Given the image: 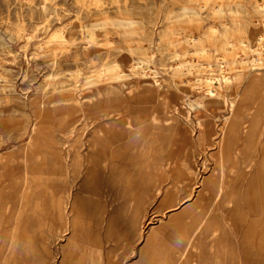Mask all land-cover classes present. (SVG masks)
<instances>
[{
  "label": "rangeland",
  "instance_id": "rangeland-1",
  "mask_svg": "<svg viewBox=\"0 0 264 264\" xmlns=\"http://www.w3.org/2000/svg\"><path fill=\"white\" fill-rule=\"evenodd\" d=\"M129 1L143 4L146 12L137 16L146 24L156 23L151 37L143 31L124 37L122 28L110 19L97 21L93 33L91 26L104 17L98 9L110 7L111 0H0V198L9 196L11 209L0 227V240L8 234L0 264H77L79 248L95 247L97 234L100 257L95 256L93 264H150L153 246L160 249L175 237L186 242L183 234L188 229L183 227L210 210L200 254L191 252L176 264H211V248L219 264H264L258 165L263 154L260 150L254 159L243 155L252 161L243 163L242 158L234 159L231 150L235 144L246 147L252 123L264 119L262 88L246 84L259 73L264 82V60L255 66L251 52L237 56L224 27L232 22L231 10L237 9L238 21L246 28L230 39L235 48L242 46L245 36L264 37V0H218L219 6L217 0ZM185 5L188 10L182 17L191 14L200 19L179 20ZM170 9L174 12L168 23L165 16ZM167 23L178 33L174 45L159 38ZM213 27L218 34L214 40L207 38L208 54L195 52L187 41L189 35L203 37ZM138 46L145 55L130 53ZM143 56L153 59L143 64L136 59ZM137 63L150 69L144 73L132 68ZM223 64L242 71L245 79L230 72L231 80L216 86L213 96L196 87L204 73L201 67L219 74ZM195 101H205L206 106H188ZM232 101L235 106L229 110ZM115 124L124 127L122 132H143L139 171L150 179L153 191L144 178H134V200L150 193L138 239L130 229L131 207L119 214L113 225L116 234L107 238L110 217L123 202L132 166L117 163L112 172L109 161L100 179L103 195L81 188L90 166V134L103 128L109 131H104L106 137L112 133L118 138L119 130L110 129ZM222 142L227 145L223 156ZM60 153L68 157L70 168L79 171L76 176L65 179L57 172ZM75 155L80 159L73 165ZM102 158L100 154L98 159ZM222 170L230 184L240 185L236 207L225 213L215 204L213 192L202 190V181L218 179ZM30 177L40 187L28 189ZM54 200L64 207L63 222L55 218ZM235 215L242 221L232 225L230 217ZM215 231L220 239L213 237Z\"/></svg>",
  "mask_w": 264,
  "mask_h": 264
},
{
  "label": "bare ground",
  "instance_id": "bare-ground-1",
  "mask_svg": "<svg viewBox=\"0 0 264 264\" xmlns=\"http://www.w3.org/2000/svg\"><path fill=\"white\" fill-rule=\"evenodd\" d=\"M83 2H81V4ZM99 2H97V3H99ZM215 4H218V6H219V1L218 0L215 1ZM85 5H86V3H85ZM83 8H84V5H83ZM214 8H215V6L212 9H214ZM87 9H90V8H87ZM143 9H144L143 4L139 3L137 1L130 2L129 0H111V6L110 7H107V8L102 7L100 9H98L97 12L99 14L104 15V17L99 19V20H96L95 23L91 26V28L93 29V33L95 32L94 30H96L95 28L99 25L97 23V21L103 22L106 20L108 21V19H110L115 23V25L122 28L121 33L123 34L124 37H129V35L131 33H134V31L135 32L136 31L146 32L151 37L152 34H154L153 31H154V26L156 23H154L152 21L149 24H146L142 19H140L137 16V15L143 14V12H144ZM180 9L183 11V13L178 15L180 17L179 20H182L183 18H185V19H183L182 21H193L195 18H196L195 20L200 19V15L194 17L191 14H189V15L187 14L188 15L187 17H184V16L182 17L183 14H186V11L188 9L186 8V5L182 6ZM173 12H174V9L173 10L170 9L166 13L165 20H167L168 23L170 20V15ZM88 15H89V13H88ZM143 16H144V14H143ZM231 16H232V22H226L224 24L225 33L227 35L226 37L228 38L227 39L228 45H230V47H232V49H237V56H242V54H246L248 52L249 53L251 52L253 55L252 59H251L253 62V65H255V66L258 65L259 61L262 62V60H264L262 57V55H264V37H263V35H259L256 38V40H251L250 37L245 36L244 39L242 40V46H237L238 44L236 43L237 48H235L233 41H231V40H233L234 33L237 31H241L242 29H245L246 26L239 23V21H238V18L241 16L240 11H238L237 9H232L231 10ZM146 18H148V17L146 16ZM108 22H110V21H108ZM168 23L159 32V38H160V41L164 40L167 44L174 45L175 44L174 36H176L178 33H177V30L171 28V26L168 25ZM138 24L142 25L141 29H136V25H138ZM128 27H130V28H128ZM131 27H133V28H131ZM103 29H102V31H103ZM62 32H63L62 30L59 31L56 35H54V37L60 36ZM217 32H218L217 28L213 27L211 34L210 33L206 34L203 37H200V36L197 37V36H193L192 34L191 35L188 34L189 37L187 36L188 37L187 41H188L189 45H191L194 48L195 52L202 53V54H205V53L208 54V48L206 46L207 38H212L214 40L215 35L218 34ZM211 35H213L214 37ZM96 36H99V35H96ZM142 36H143V34H142ZM94 37H95V34H94L93 38ZM91 40H94V39H91ZM152 40H153V38H152ZM179 40H180V38H179ZM94 41H96V40H94ZM144 43H145V41H144ZM101 44H103V43H101ZM139 46L137 48L130 49V51H131L130 53L134 54V56H135V53L145 55L146 53H145L144 48L139 47ZM119 49L121 51V48H119ZM151 58H152V56H143V57H139L136 59H139V62L144 64V63H149L151 61ZM244 62H246V61H243L242 63H244ZM135 64L131 65L132 68H135V67L136 68H142L144 73H146L147 68H149V67H146L142 64H141L142 66H140V65H138L139 63H137V66H135ZM180 68H182L181 65H180ZM183 69H184V67H183ZM185 69L187 70V72L192 71L188 68H185ZM201 70H203L204 73L202 74V76L198 77V79L196 81L197 82L196 87H198L201 90L203 89L210 96H213L215 94L216 86H219L223 81L227 82L228 80H231L230 72H234V75L236 76L235 78L245 79V75H244V73H242V71L236 70V69L234 70V69L230 68L228 64L222 65V69H221L219 74L209 73L211 71L207 72L206 66L201 67ZM212 71H213V69H212ZM116 75H118V74H116ZM122 75H124V74L122 73L120 75V78L123 77ZM147 75H149V74H147ZM260 76H261L260 73L257 74L256 78L249 79L248 82H246V84H247L248 88L259 85L262 88L261 91L263 92V95H264V82ZM123 78L125 79L126 77H123ZM258 78H259V80H258ZM263 98H264V96H263ZM163 99H164L163 101H167L168 96H166V94H165L163 96ZM188 106L189 107H195V108L196 107L198 108L200 106L204 107V106H206V102L205 101L189 102ZM228 106H229V110H233V108L235 106L234 102L232 101L231 104ZM262 106L264 108V103ZM153 119H156V118L153 117ZM226 119L228 120L229 116H226ZM126 124L132 126L128 122ZM197 124L199 127H201L203 125L200 122H197ZM111 126H112V128H110V129L114 130V132L119 130L118 132L120 133V136L118 138L116 136L112 135V133L109 134L110 138L108 136L106 137L103 133L105 130L106 131H108V130L103 129V128L96 129L95 131H93L90 134L89 143L91 144V149L89 147V150H91V151L88 150L89 156L87 157V163L90 164V166L87 170L86 177L84 179L83 184L81 185V188L83 190H85L86 193H92L95 196L103 195L104 188L102 186L100 179H101V174H103L102 172L106 169L107 164H109L108 162L110 161L109 165H110L112 172L114 171V168L116 167L117 163H120V164L125 165V166H132L131 171L128 173V176L126 178L125 187L123 188V193H122L123 202L118 209H115L112 212V215L110 217L109 222L111 224L109 225V231L107 232V238H111V237L115 236L114 234H116V233H115V231H113V227H114L113 225H114V222L117 221L119 214L128 210L127 208L131 207L130 210L132 212V216H131V221H130L131 222L130 223V229L133 233V237L135 239L136 238L138 239L139 236L141 235V232L143 229V227L141 225V220L143 219V216H144L146 199H147V197H150V193L142 194L139 198L134 200L131 197V193L133 191L132 190V182H133L134 178H136V176H140V177L144 178L145 182L149 186V191H153V187L150 183V179L141 176L140 171H139L140 166L142 165V162H143V161H139V159H138L140 151L143 148V143L141 142L142 138H143V135H142L143 132H141V131L132 132L129 130H127V132H125V131L122 132V130L124 128L122 125L115 124V125H111ZM248 139H249V143L246 145V147H241V146H238L237 144H235L231 150H232V154L234 156V159L238 160L239 158H242L244 160L243 163L252 162V161H247L246 160L247 158L245 156H250L251 159H254L257 156V154L260 153V150L263 154L262 160L259 159L260 163L258 162L259 163L258 165H259V178H260V182H261V192H260L261 200H260L259 206H260V209L262 211L261 218H264V119L262 121L259 118L254 120V122L252 123V125L249 129ZM260 146H261V148H260ZM226 147H227V145L222 142L220 145V152H221L222 156L227 151ZM100 154L103 155V158L101 160L98 159V157L100 158ZM243 155H245V156H243ZM67 156H68V154H67ZM84 157H85V155H84ZM67 158L68 157H66L60 153L58 155V158H57V161L55 164L57 172L60 173L62 175V177H64L65 179L70 177V174H72L73 176H76L79 173V171L77 173V170L69 167V163H68ZM73 159H74L73 165H76V163L80 159V157L75 155V156H73ZM181 161L182 160H180V162ZM226 177H227L226 173L224 172V170H222L221 175L218 179L213 180V181H209V182H205L204 180L202 181V190L204 191V193L206 194L207 192H213V195H214L213 200H214L215 204H219L224 213L228 211L229 207H236L237 199H238V195H239L238 194V191H239L238 187H240V185L236 186L235 183L230 184V181L227 180ZM37 184L38 183H36V180L30 177L29 184L27 185V188L31 189V188L40 187V185H37ZM156 191H157V189H155V192ZM8 197L3 198V199L0 198V204H1L0 205V227H1V223L3 222V220H5V218L11 214L10 202L8 200ZM52 208H53V212L56 213V215H55L56 219H58L62 222L66 220L64 207L61 203L54 200L52 202ZM212 211L213 210H210L208 212V215H205L203 217L196 216L193 220L189 221L186 224V226L183 227V229H188V230L184 231V234H183L185 239H187L186 242L184 240H180L179 238L175 237L174 240H170V239L167 240L160 249H157L156 247L153 246L152 249H153L154 257H153V260L150 264H176V260L178 258H183V257L189 255L191 252H194L196 254H200V251L202 249V243H203L202 242V236H203L204 229H205L204 225L209 222L210 217H211L210 215L212 214ZM81 218H83V217L81 216ZM230 219H231L232 225L239 224L240 221H242V219L239 218V216L237 217L236 215L231 216ZM74 225L77 226L76 221L74 222ZM82 228H84V226H82ZM190 230H191V232H190ZM225 230L227 231L226 228H225ZM86 232H88V231H86ZM6 235H8L7 231H6V234H3V236L1 237L0 250L7 243V236ZM213 237L220 239V233L215 231L213 233ZM232 239H234V238H232ZM149 241H150V237H149ZM94 243H95L94 246L96 248L95 247L91 248V247L86 246V245L81 246L79 248L81 257H80L79 263H77V264H84L85 262H88V264H93V260H94L95 256L99 259V257H100L99 247L101 244V240H100V236L98 234L96 236V240L94 241ZM150 243L152 244V241ZM211 249H213L212 250L213 251V257L215 259L213 261L216 262L215 264H219V257L217 255V252L215 251L214 248H211ZM234 254H235V258L239 257V253L236 252Z\"/></svg>",
  "mask_w": 264,
  "mask_h": 264
},
{
  "label": "crops",
  "instance_id": "crops-1",
  "mask_svg": "<svg viewBox=\"0 0 264 264\" xmlns=\"http://www.w3.org/2000/svg\"><path fill=\"white\" fill-rule=\"evenodd\" d=\"M213 259H210V261H211V264H215L216 262H214L213 260H215L214 259V257H212Z\"/></svg>",
  "mask_w": 264,
  "mask_h": 264
}]
</instances>
